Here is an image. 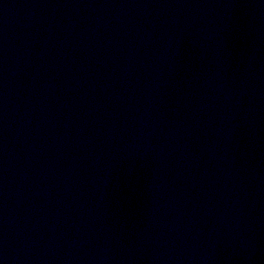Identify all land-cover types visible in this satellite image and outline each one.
Masks as SVG:
<instances>
[{
	"label": "water",
	"instance_id": "95a60500",
	"mask_svg": "<svg viewBox=\"0 0 264 264\" xmlns=\"http://www.w3.org/2000/svg\"><path fill=\"white\" fill-rule=\"evenodd\" d=\"M0 264H264V0H0Z\"/></svg>",
	"mask_w": 264,
	"mask_h": 264
}]
</instances>
